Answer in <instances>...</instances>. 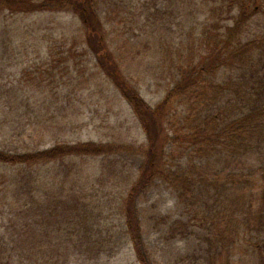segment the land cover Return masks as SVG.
<instances>
[{"label":"rangeland","instance_id":"rangeland-1","mask_svg":"<svg viewBox=\"0 0 264 264\" xmlns=\"http://www.w3.org/2000/svg\"><path fill=\"white\" fill-rule=\"evenodd\" d=\"M94 7L105 24L110 48L124 76L153 107L181 79L179 66L187 65L189 57L204 49H199L201 43L205 45L200 43L199 29L204 27L208 36L225 32L235 14L212 15V4L200 10L193 0H97ZM1 21L19 28L10 32V47L0 48V150L32 151L61 141L109 142L126 148L114 154L75 159L92 187L91 199L99 219L93 230L89 232L81 226L68 237L70 230L64 235L52 227L43 232L38 229V233L51 237L34 241L49 246L51 264H142L134 250L137 241L126 232L117 214V203L137 177L147 137L130 100L98 65L97 54L88 45L85 20L70 9H49L5 13L0 15ZM246 36L264 38V2L246 27ZM226 76L223 66L218 80L224 81ZM171 110L179 118L175 128L186 124L179 123L186 115L183 100L175 101ZM167 130L173 134L167 147L173 148L177 143L172 139L177 134L176 139L182 140L183 130L170 125ZM179 146L175 155L181 162L198 163L201 169L206 161L213 173L208 168L205 171L216 178L213 165L217 154L210 161H199L190 145ZM217 163V170L224 167L222 162ZM60 168L58 164L57 170ZM14 169L0 163V264H18L24 257L18 248L16 230L20 220L15 205L8 203L11 200L14 204V196L1 194L4 180L12 178ZM228 172L229 169L222 171L220 178L225 180ZM248 177L254 182L250 192L249 188L243 192L239 187L233 194L241 197L237 198L239 208L232 216L235 224L231 230V211L219 212L210 207L211 212L205 214L190 210L168 181L157 179L136 200L141 221L140 246L162 264H196L180 258L192 254L206 258L213 234L215 264H264L257 252V243L264 238V231L257 229L264 215V182L261 174ZM228 197L225 199L230 204L233 197ZM176 220H182L192 233L172 235L170 230ZM222 236L233 240L223 241ZM260 245L264 247V243Z\"/></svg>","mask_w":264,"mask_h":264},{"label":"trees","instance_id":"trees-1","mask_svg":"<svg viewBox=\"0 0 264 264\" xmlns=\"http://www.w3.org/2000/svg\"><path fill=\"white\" fill-rule=\"evenodd\" d=\"M96 1L0 0V15L70 9L85 20L88 45L97 54L98 65L130 100L147 137L143 163L136 179L117 203V214L123 220L122 226L126 232L137 241L134 250L139 262L162 264L150 258V254L140 246L141 221L136 206L138 196L145 193L157 179L168 181L190 210L205 214L211 212L210 207H215L219 212L231 211L228 223L230 230L235 224L232 216L239 208L241 197H235L234 191L240 187L243 192L248 188L250 192L254 182L248 174H261L264 182V38L246 36V27L263 8L264 0H193L200 10L206 4H212V15L225 12L232 15L235 11L232 15L234 21L225 28V32L216 31L211 36L206 35L204 27L199 29L200 43L202 41L205 44L201 43L199 49H204L199 56L189 57L187 65L179 66L181 79L167 92L162 102L154 107L145 101L124 76L110 48L105 24L95 11ZM18 28L0 22L1 49L10 47L8 45L13 41L10 32ZM223 66L227 76L224 81H219V71ZM177 100H183L186 104V115L181 116L179 122L186 124L179 128L174 127L179 118L171 110ZM169 125L172 129L183 130L181 137L184 142L177 140L175 134L172 140L177 144L172 145L173 148L167 147L173 135L167 130ZM179 143L190 145L199 161L203 158L210 161L217 154V165L222 162L224 167L217 170L216 161L213 165L216 178L212 179L211 174L205 171L208 168L213 173L206 161L199 169L198 163L192 162L190 165L189 160L181 162L176 157L175 149L180 147ZM120 150H126L125 146L94 141H61L50 147L24 152L0 150V163L16 167L12 178L5 179L4 184L2 180L1 194L7 198L13 194L14 204L11 200L8 203L15 205L13 208L20 220L16 230L18 248L24 257L18 264H51L53 255L49 246L34 241L35 238L51 236L38 233V229L43 232L52 227L54 232L64 235L70 230L71 233L67 232L68 237H72L81 226L89 232L93 230L99 219L95 213L96 204L91 199L92 187L75 159L89 155H109ZM58 164L61 165L59 170ZM228 169V177L222 180L220 173ZM262 188L264 194V185ZM227 197L231 198L230 204L225 199ZM260 218L257 223L259 232L264 231V215ZM170 231L174 236L192 233L188 225H183L182 220L174 221ZM222 237L223 241L233 240ZM213 239L212 234L206 258L201 256L199 259L197 254H192L180 260L215 264L217 255L211 246ZM260 243H264V238L257 243L259 257L264 260V247ZM35 254L39 257H35Z\"/></svg>","mask_w":264,"mask_h":264}]
</instances>
